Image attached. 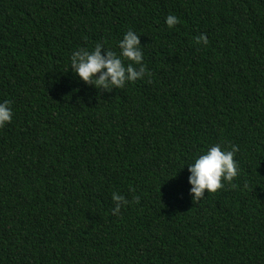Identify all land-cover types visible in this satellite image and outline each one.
Listing matches in <instances>:
<instances>
[{
    "label": "trees",
    "instance_id": "trees-1",
    "mask_svg": "<svg viewBox=\"0 0 264 264\" xmlns=\"http://www.w3.org/2000/svg\"><path fill=\"white\" fill-rule=\"evenodd\" d=\"M128 29L147 76L74 75ZM4 100L0 264H264V0H0ZM217 143L239 173L193 202L186 164Z\"/></svg>",
    "mask_w": 264,
    "mask_h": 264
},
{
    "label": "clouds",
    "instance_id": "clouds-1",
    "mask_svg": "<svg viewBox=\"0 0 264 264\" xmlns=\"http://www.w3.org/2000/svg\"><path fill=\"white\" fill-rule=\"evenodd\" d=\"M165 23L172 28L178 23V18L170 14L165 18ZM139 36L128 29L117 42L118 52L104 47L102 43H97L91 50L77 49L70 56L69 66L80 81L97 89L111 91L113 88H123L126 83H133L149 74ZM197 42L206 45L208 40L201 35ZM12 118L10 101H0V128L10 123ZM237 151L235 145L226 149L219 143L213 144L186 164L189 195L193 202L205 198V190L207 194L214 193L224 187L222 181L230 182L238 175L239 166L234 159ZM112 200L115 203L112 209L114 214H118L121 206L128 203L124 196L115 192Z\"/></svg>",
    "mask_w": 264,
    "mask_h": 264
}]
</instances>
